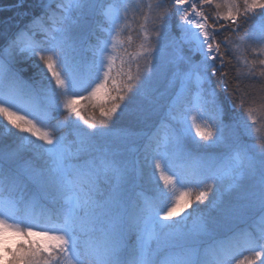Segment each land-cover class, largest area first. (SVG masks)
<instances>
[{"label": "snow or ice", "instance_id": "obj_1", "mask_svg": "<svg viewBox=\"0 0 264 264\" xmlns=\"http://www.w3.org/2000/svg\"><path fill=\"white\" fill-rule=\"evenodd\" d=\"M34 4L0 30V264H264V0Z\"/></svg>", "mask_w": 264, "mask_h": 264}, {"label": "trees", "instance_id": "obj_2", "mask_svg": "<svg viewBox=\"0 0 264 264\" xmlns=\"http://www.w3.org/2000/svg\"><path fill=\"white\" fill-rule=\"evenodd\" d=\"M17 3V0H0V30H14L16 28V26L22 21L27 19L26 16V11L27 13L30 15L31 12L33 10H35V4H34V0H24V7L23 8H18L15 7ZM209 12H211V9H208ZM141 21L136 20L132 22V26H133V31L131 32L132 36H133V41L131 42V44H129V47H127V51L130 54H135L136 52L139 51V45L142 42V36H140L138 34V28H139V23ZM256 23H259V18H257V20L255 21ZM222 35L218 34L217 35V39L221 40L223 39V36L228 35V33L224 32L222 29L220 30ZM169 52V56L175 60H177V62L179 61V56L180 53L173 51L172 49L168 50ZM252 57L249 56V59H251ZM135 61L132 63V69L133 71H135ZM141 64L143 63L142 61L140 62ZM233 63H235V61H233ZM127 70V68L125 69V71ZM225 71L228 72V76L226 77L227 81H228V87H229V91H231L232 87L234 86V84L236 83L235 80V69L231 67V65L225 69ZM115 73V72H114ZM214 80H216V78H213ZM222 81H218L217 82V91L221 92L222 95H228V93H223L221 88H220V84H222ZM249 82L245 81L243 86H246ZM257 87H259V78L257 80ZM83 107V111L85 116H89L92 112V108L90 106L89 103L85 102L84 105H82ZM128 122L125 121H120L117 123L116 127L121 128L123 126H127ZM258 135H264V129H261V132ZM150 169L147 168V166H145V172H149ZM162 186V185H161ZM143 190L145 191L146 194L151 195L152 194V185L145 183L144 185H142ZM244 254V253H243Z\"/></svg>", "mask_w": 264, "mask_h": 264}, {"label": "rangeland", "instance_id": "obj_3", "mask_svg": "<svg viewBox=\"0 0 264 264\" xmlns=\"http://www.w3.org/2000/svg\"><path fill=\"white\" fill-rule=\"evenodd\" d=\"M131 35H132V34H131ZM125 47H126V48L129 47V44H126ZM139 50H140V49H139ZM117 65H119V60H117ZM114 75H115V73H114ZM61 99H63V98H61ZM84 104H85V101H81V105H84ZM123 127H126V126H123ZM243 255H250V254H249V253H244ZM237 258H240V257H237ZM256 264H260V262L257 261Z\"/></svg>", "mask_w": 264, "mask_h": 264}]
</instances>
